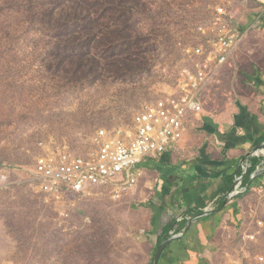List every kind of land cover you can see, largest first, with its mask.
Masks as SVG:
<instances>
[{
    "label": "rangeland",
    "instance_id": "rangeland-1",
    "mask_svg": "<svg viewBox=\"0 0 264 264\" xmlns=\"http://www.w3.org/2000/svg\"><path fill=\"white\" fill-rule=\"evenodd\" d=\"M3 2L0 169L10 181L0 186V264L155 263L158 213L169 210L155 195L156 168L122 195L111 185L97 186L85 195L48 201L29 181L38 143L85 152L99 129L130 126L138 112L176 91L191 64L189 51L202 40L199 28L213 22L219 8L247 35L207 90L205 112L231 115L256 102L264 85V26L248 31L264 0H137L133 21L147 44L133 50L139 58L128 56L136 74L79 84L73 83V69L55 60L58 39L49 26L19 10L6 12ZM96 73L95 68L88 77ZM188 128L182 143L196 140L202 123ZM235 202L236 222L221 237L217 264H255L259 256L264 260V180Z\"/></svg>",
    "mask_w": 264,
    "mask_h": 264
},
{
    "label": "built area",
    "instance_id": "built-area-1",
    "mask_svg": "<svg viewBox=\"0 0 264 264\" xmlns=\"http://www.w3.org/2000/svg\"><path fill=\"white\" fill-rule=\"evenodd\" d=\"M263 26L264 11L258 14L248 32ZM199 32L202 40L189 51L191 64L183 72L176 91L138 112L130 126L119 130L99 129L92 147L85 152L49 145L45 141L38 143L40 152L29 181L46 200L62 202L70 196L85 195L97 186L111 185L118 195L130 192L144 177L147 164L160 160L184 141L188 125L205 112L207 90L233 59L247 35L224 8H219L214 21L202 25ZM241 168L233 191L226 195L229 202L246 195L264 180V147L249 154ZM9 181V172L0 169V186ZM214 205L204 212L216 210ZM197 219L183 213L177 216V229L171 233V238H183L186 229H180L181 224H191ZM263 262V257L259 256L255 264ZM224 264L242 263L229 259Z\"/></svg>",
    "mask_w": 264,
    "mask_h": 264
},
{
    "label": "crops",
    "instance_id": "crops-1",
    "mask_svg": "<svg viewBox=\"0 0 264 264\" xmlns=\"http://www.w3.org/2000/svg\"><path fill=\"white\" fill-rule=\"evenodd\" d=\"M263 86L256 102L239 106L231 115L209 116L204 112L196 117L192 123H202L201 134L194 135L196 140L181 142L160 160L146 165V171L156 168L155 195L169 205L167 212L162 209L158 213V227L153 235L156 244L169 218L182 213L198 218L212 204L218 210L235 186L234 182L231 190L228 188V177L240 174L243 160L264 147ZM235 204L229 202L222 210L199 218L186 228L180 226L186 234L170 243L162 264H217L221 237L236 222ZM175 229V224L168 226L163 243L171 239Z\"/></svg>",
    "mask_w": 264,
    "mask_h": 264
},
{
    "label": "trees",
    "instance_id": "trees-1",
    "mask_svg": "<svg viewBox=\"0 0 264 264\" xmlns=\"http://www.w3.org/2000/svg\"><path fill=\"white\" fill-rule=\"evenodd\" d=\"M3 4L6 12L19 10L49 26L58 39L55 60L73 69L71 73L77 77L73 83L125 80L136 74L135 66L131 65L133 60L129 61L128 56L139 58L133 50L140 51L142 45L147 44L133 21L137 0H4ZM118 55L126 56L129 63L120 61ZM95 68L98 73L90 79L88 76ZM234 179L228 177L227 184L231 183L228 188L232 187ZM166 222L167 227L160 231L156 254L167 238L168 226H176V217ZM188 224L181 226L186 228ZM163 259L164 255L160 264Z\"/></svg>",
    "mask_w": 264,
    "mask_h": 264
},
{
    "label": "water",
    "instance_id": "water-1",
    "mask_svg": "<svg viewBox=\"0 0 264 264\" xmlns=\"http://www.w3.org/2000/svg\"><path fill=\"white\" fill-rule=\"evenodd\" d=\"M259 148H260V147H259ZM259 148H257V149H259ZM257 149H256V150H257ZM256 150H255V151H256ZM234 187H235V186H234ZM232 191H233V190H232ZM228 203H229V198H226V200H225V202L223 203V205H222L221 208H219L218 210H213V211H206V212H203V214L199 215L198 218H203V217L209 216V215H211V214H213V213H216V212L222 210V209H223ZM175 240H177V239L171 238L170 240H168V241L162 243V245L159 247L158 252H157V254H156L155 264H160L161 259H162L163 255H164V252L166 251L167 247L170 245V243H172V242L175 241Z\"/></svg>",
    "mask_w": 264,
    "mask_h": 264
}]
</instances>
